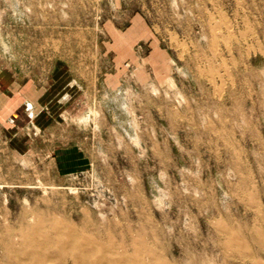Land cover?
<instances>
[{
  "label": "rangeland",
  "instance_id": "rangeland-1",
  "mask_svg": "<svg viewBox=\"0 0 264 264\" xmlns=\"http://www.w3.org/2000/svg\"><path fill=\"white\" fill-rule=\"evenodd\" d=\"M0 70V264H264V0H0Z\"/></svg>",
  "mask_w": 264,
  "mask_h": 264
},
{
  "label": "crops",
  "instance_id": "crops-1",
  "mask_svg": "<svg viewBox=\"0 0 264 264\" xmlns=\"http://www.w3.org/2000/svg\"><path fill=\"white\" fill-rule=\"evenodd\" d=\"M49 95L32 81L21 82L7 71L0 70V135L6 144L10 142L14 152L23 151L26 125L34 124V118L39 117L43 108L56 97L49 99ZM29 102L32 106L28 105Z\"/></svg>",
  "mask_w": 264,
  "mask_h": 264
},
{
  "label": "bare ground",
  "instance_id": "bare-ground-1",
  "mask_svg": "<svg viewBox=\"0 0 264 264\" xmlns=\"http://www.w3.org/2000/svg\"><path fill=\"white\" fill-rule=\"evenodd\" d=\"M236 238H237V237H236ZM238 239H239V238H238ZM234 241H235V240H234ZM240 241H241V240H240ZM237 242H238V241H237ZM237 242H235V243H237ZM229 244H230V243H229ZM241 245H242V244H241ZM241 245H240V246H241ZM243 246H244V245H243ZM230 247H231V246H230ZM242 249H243V248H242Z\"/></svg>",
  "mask_w": 264,
  "mask_h": 264
}]
</instances>
